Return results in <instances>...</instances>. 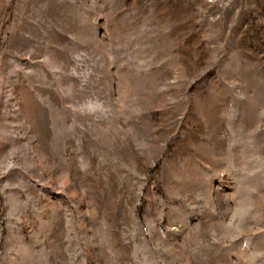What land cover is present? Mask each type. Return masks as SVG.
<instances>
[{"label": "rangeland", "instance_id": "obj_1", "mask_svg": "<svg viewBox=\"0 0 264 264\" xmlns=\"http://www.w3.org/2000/svg\"><path fill=\"white\" fill-rule=\"evenodd\" d=\"M0 264H264V0H0Z\"/></svg>", "mask_w": 264, "mask_h": 264}]
</instances>
